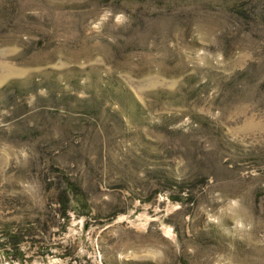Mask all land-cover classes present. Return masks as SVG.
<instances>
[{
  "label": "rangeland",
  "instance_id": "1",
  "mask_svg": "<svg viewBox=\"0 0 264 264\" xmlns=\"http://www.w3.org/2000/svg\"><path fill=\"white\" fill-rule=\"evenodd\" d=\"M0 264H264V0H0Z\"/></svg>",
  "mask_w": 264,
  "mask_h": 264
},
{
  "label": "trees",
  "instance_id": "2",
  "mask_svg": "<svg viewBox=\"0 0 264 264\" xmlns=\"http://www.w3.org/2000/svg\"><path fill=\"white\" fill-rule=\"evenodd\" d=\"M71 187V186H70ZM77 196H79V195H77ZM79 198V197H78ZM77 198V202L79 203V204H81L82 202H81V200L80 199H78ZM63 199V198H62ZM66 202H67V198H66ZM65 202V203H66ZM6 234H7V238L10 240V241H12V242H14L15 241V243L14 244H10V246L9 247H11V248H15L16 247V244H18L19 243V241H17L18 240V234L17 233H12V232H5Z\"/></svg>",
  "mask_w": 264,
  "mask_h": 264
}]
</instances>
